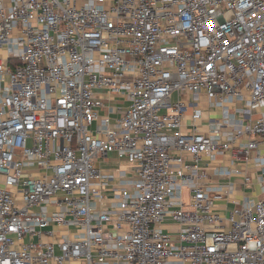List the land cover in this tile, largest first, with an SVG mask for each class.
Listing matches in <instances>:
<instances>
[{
    "label": "built area",
    "instance_id": "1",
    "mask_svg": "<svg viewBox=\"0 0 264 264\" xmlns=\"http://www.w3.org/2000/svg\"><path fill=\"white\" fill-rule=\"evenodd\" d=\"M2 48L0 264H264V0H0ZM204 156L261 197L218 212Z\"/></svg>",
    "mask_w": 264,
    "mask_h": 264
},
{
    "label": "crops",
    "instance_id": "2",
    "mask_svg": "<svg viewBox=\"0 0 264 264\" xmlns=\"http://www.w3.org/2000/svg\"><path fill=\"white\" fill-rule=\"evenodd\" d=\"M3 54H6L5 50L2 48L0 49ZM205 94V93H202ZM202 94H201V101L202 102ZM206 95V94H205ZM98 96L103 99L104 107H100L99 115L100 119L104 116H110L112 119L118 118L122 115V113L126 110V108L129 105L128 100L121 96V95H115L106 91H99ZM193 95L188 93L187 98L192 100ZM207 100V99H206ZM205 100V101H206ZM208 103V101H207ZM203 114L200 119L196 121L197 127H199L200 132H209L210 130V121L211 120H218L220 118V112L218 110L213 109L209 106L207 108H203ZM191 111L184 117V124L182 127V130L186 133L192 132L193 125H192V117H191ZM98 123V122H97ZM262 151L264 152V148H262ZM188 158V160L191 159V156L189 154H185ZM99 167L106 172L113 173L116 177L115 180L111 181L112 184H117L119 182L120 175L123 171H126L128 176L131 177V173L129 172V162L124 159L117 156V154L112 153L109 154L105 158H101L98 161ZM110 165V166H109ZM229 166L240 168L243 170V172L247 171L249 174L253 173V163H237L235 165L232 164L231 159L226 157H218L215 159V161L210 160L208 157L204 156L201 161V166L207 171L209 175L208 181L213 184L217 185L220 183H227L229 181H232L235 183V190L234 193L231 196H226L222 200L216 201V209L218 212L222 213L225 216H228L230 211L235 207L236 203L234 200L242 202L245 200L246 197L251 199H258L261 197V186L260 184L253 179L252 182L249 184H244V178L243 175H233L230 177H221L215 172V167L217 166ZM257 173H254V176H256ZM250 190V191H249ZM187 197V194L185 195ZM177 226L175 224H169L166 226V229L174 230Z\"/></svg>",
    "mask_w": 264,
    "mask_h": 264
},
{
    "label": "rangeland",
    "instance_id": "3",
    "mask_svg": "<svg viewBox=\"0 0 264 264\" xmlns=\"http://www.w3.org/2000/svg\"><path fill=\"white\" fill-rule=\"evenodd\" d=\"M206 98H207V96L205 95V94H202V102L199 104V107L200 108H207L208 107V103H207V100H206ZM206 100V101H205ZM110 166V165H109ZM250 191V190H249ZM186 194H187V190H186ZM19 203H20V201H19ZM54 208H50V210H53ZM167 225H165V227H166ZM172 232H176L177 230H171Z\"/></svg>",
    "mask_w": 264,
    "mask_h": 264
}]
</instances>
